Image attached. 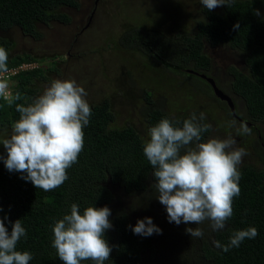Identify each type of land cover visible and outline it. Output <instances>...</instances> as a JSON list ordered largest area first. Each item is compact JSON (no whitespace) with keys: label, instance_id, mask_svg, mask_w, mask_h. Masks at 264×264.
Listing matches in <instances>:
<instances>
[{"label":"trees","instance_id":"16d2710c","mask_svg":"<svg viewBox=\"0 0 264 264\" xmlns=\"http://www.w3.org/2000/svg\"><path fill=\"white\" fill-rule=\"evenodd\" d=\"M78 1L0 0V31L18 28L26 35L40 38L39 23H69L71 17L63 12V7L77 8ZM257 9L259 15L255 14ZM203 13L193 31L180 30L169 35L160 29L133 27L122 34L121 44L143 51L162 67L185 76L191 85L207 88L222 108L227 105L216 96L211 84L190 70L214 77L207 44L214 47L228 44L240 50L246 67H230V88L225 89L214 78L230 96L243 98L247 109L241 115L244 123L264 124V0H234L230 7L222 6L221 11L204 8ZM0 47L8 53V71L18 70L15 83L9 86L11 95L6 94L7 99L0 97V133H4L12 130V124L19 119L15 105L30 103L38 95L35 81L44 78L55 63L20 69L25 63L39 64L44 60L27 53L13 55L12 41L1 35ZM3 76L0 81H4ZM17 92L22 99L14 101ZM142 94L146 103L141 113L147 133L161 118L182 122L191 113H200L194 109L171 114L153 96L152 90L143 89ZM90 107L92 115L84 128L83 151L78 162L67 170L68 179L62 186L47 192L36 189L20 173L9 172L0 160V206L3 208L0 217L8 218L5 225L9 232L12 227L9 220L13 223L21 220L26 236L20 239L17 248L32 254L30 264H62L52 247V229L56 221L70 213L73 203L79 205L81 213L89 206L111 209L109 219L113 227L105 238L113 250L105 264H264V137L260 130L250 125L251 132L257 135L253 144L255 157L262 165L242 161L238 166L241 191L234 198L233 215L223 230L213 231L207 221L201 225H176L168 221L166 209L152 187L156 182L154 170L143 154L142 146L148 135H142L134 125L112 127L115 114L108 99ZM227 114L233 117L232 111ZM204 123L212 125L202 134L206 141L214 125L208 117ZM2 155L6 157V150ZM135 214L138 220L151 217L162 234L148 237L134 234L129 225L134 227L138 221L133 217ZM250 226L258 230L254 239H246L239 247L223 251L222 246L228 244L233 231ZM188 227L202 228L203 237L192 238L185 231Z\"/></svg>","mask_w":264,"mask_h":264},{"label":"clouds","instance_id":"9594fccd","mask_svg":"<svg viewBox=\"0 0 264 264\" xmlns=\"http://www.w3.org/2000/svg\"><path fill=\"white\" fill-rule=\"evenodd\" d=\"M200 3L212 11L225 5L230 7L234 0H200ZM255 14H260L258 9ZM7 71L8 53L0 47V72ZM7 88V83L0 81V97L7 99ZM87 95L76 80L55 79L30 103H17L15 110L19 119L12 124L10 136L0 138V145L7 153L6 157L0 154V160L7 170L20 173L22 179L46 192L62 186L68 179L67 170L78 162L84 148V128L92 115ZM21 99L17 92L14 101ZM237 115L242 119L238 111ZM205 119L204 112H193L182 122L161 118L148 128V139L142 147L154 170L156 182L152 187L166 209L168 221L176 225H201L207 221L213 231H220L233 215L234 198L241 191L238 166L247 153L244 148L235 146L237 141L231 135L205 141L202 134L212 128L211 124L204 123ZM229 126L235 127L236 121H230ZM236 132L247 135L251 129L241 123ZM111 214L107 206H89L81 213L78 204H71L70 213L56 221L52 229V247L62 264H82L83 261L105 264L110 260L113 248L105 234L113 227ZM5 219L8 218L0 217V264H30L32 254L17 248L20 239L26 236V229L20 219L14 223L9 220L12 224L9 232ZM129 228L134 234L145 237L162 234L151 217L139 219ZM185 231L192 238L204 235L200 227H188ZM257 235L258 230L251 226L235 230L222 249L227 252Z\"/></svg>","mask_w":264,"mask_h":264},{"label":"rangeland","instance_id":"374dc122","mask_svg":"<svg viewBox=\"0 0 264 264\" xmlns=\"http://www.w3.org/2000/svg\"><path fill=\"white\" fill-rule=\"evenodd\" d=\"M79 1L82 3V0ZM221 8L214 10L221 11ZM203 9L200 0H89L79 10L63 8L72 17L68 24L39 23L40 38L26 35L18 28L0 31V35L12 41L13 55L27 53L44 60L39 64H23L20 69L55 63L44 78L39 77L35 81L34 86L38 89L36 97L55 79H74L88 93L86 99L90 106L106 99L110 101L115 114L112 127L134 125L142 135L147 136L141 111L146 103L142 90L149 89L171 114L194 109L204 112L214 125L208 138L224 139L231 135L237 141L235 146L246 150L242 161L262 165L253 149L257 135L252 132L237 135L236 128L243 121L237 117L230 118L226 107L222 108L210 90L191 85L182 74H175L140 50L121 44L122 34L135 26L160 29L169 35L180 30L193 31L197 19L204 17ZM206 49L212 58V75L221 86L229 89L232 81L229 69L232 65L246 67L244 54L228 44L216 47L207 44ZM16 72L18 70L13 69L0 75H5L7 95H11L9 86L15 83ZM235 97L242 104L243 111L238 112L244 114L242 98ZM233 120L236 126L230 127L229 122ZM258 129L264 137V124H258ZM11 131L0 133V138L10 136ZM4 151L0 145V154ZM133 217L138 220V214Z\"/></svg>","mask_w":264,"mask_h":264},{"label":"water","instance_id":"95a60500","mask_svg":"<svg viewBox=\"0 0 264 264\" xmlns=\"http://www.w3.org/2000/svg\"><path fill=\"white\" fill-rule=\"evenodd\" d=\"M190 71L199 75L200 77L206 79V81H208L211 84V86L213 87V90H214L216 96L219 97L221 100L227 101L228 104L230 105L231 109H232V113L234 114V116H238L233 98L219 86V84L217 83V81L214 77L209 76L205 73L197 72L195 70H190Z\"/></svg>","mask_w":264,"mask_h":264},{"label":"flooded vegetation","instance_id":"af4514ba","mask_svg":"<svg viewBox=\"0 0 264 264\" xmlns=\"http://www.w3.org/2000/svg\"><path fill=\"white\" fill-rule=\"evenodd\" d=\"M86 2H89V0H82V5H84ZM80 7H81V5L79 6V7H77V8H71V7H63V8H68V9H76V10H79L80 9ZM63 12H65V13H67L66 11H63ZM68 14V13H67ZM70 17H71V15H70ZM71 20H72V17H71ZM71 22V21H70ZM69 22V23H70ZM62 24H64V23H62ZM66 24H68V23H66ZM143 52V51H142ZM240 98V97H239ZM233 99H234V101H235V105H236V111H243L242 109H241V105L242 104H239V102H238V99H237V97H235V95L233 96ZM243 100V99H242ZM225 103H226V105L227 106H225L227 109V111H232V109H231V107H230V105L228 104V102L227 101H224ZM243 103H244V101H243ZM243 106H244V110L245 111H247V109H246V107H245V103L243 104ZM244 116V114H241V112H239V116L242 118V119H240V118H237L238 120H242L243 121V123H244V118L242 117V116ZM233 117L235 118L236 116H234L233 115ZM236 119V118H235ZM253 125V127L254 128H256V129H258V123H253V122H251L250 121V124H248L249 126L250 125ZM251 125V126H252ZM256 126V127H255ZM258 131H259V129H258ZM260 132H261V130H260ZM254 133V132H253ZM259 135H260V133H259ZM260 139H261V136H260Z\"/></svg>","mask_w":264,"mask_h":264}]
</instances>
